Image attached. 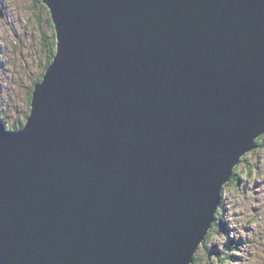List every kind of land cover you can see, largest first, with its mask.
Returning <instances> with one entry per match:
<instances>
[{
    "label": "water",
    "instance_id": "95a60500",
    "mask_svg": "<svg viewBox=\"0 0 264 264\" xmlns=\"http://www.w3.org/2000/svg\"><path fill=\"white\" fill-rule=\"evenodd\" d=\"M42 3L56 53L27 125L0 121V264H194L264 133V0Z\"/></svg>",
    "mask_w": 264,
    "mask_h": 264
},
{
    "label": "rangeland",
    "instance_id": "374dc122",
    "mask_svg": "<svg viewBox=\"0 0 264 264\" xmlns=\"http://www.w3.org/2000/svg\"><path fill=\"white\" fill-rule=\"evenodd\" d=\"M41 4L0 0V121L7 130L18 121L21 128L27 125L35 83L46 74L44 44L57 47L49 10ZM260 142L236 167L239 182L224 187L218 216L194 264H264V136Z\"/></svg>",
    "mask_w": 264,
    "mask_h": 264
},
{
    "label": "trees",
    "instance_id": "16d2710c",
    "mask_svg": "<svg viewBox=\"0 0 264 264\" xmlns=\"http://www.w3.org/2000/svg\"><path fill=\"white\" fill-rule=\"evenodd\" d=\"M37 2L38 3H41V0H37ZM42 5V4H41ZM42 9H47V7H45V5H42V6H40ZM42 12V11H41ZM51 21V19L49 18V22ZM44 46H45V49H46V51H43L45 54H47V57H48V62H47V64L45 65L46 67H48L49 65H50V63L53 61V58H54V55H55V53H56V48L54 47V45L51 47L50 45H47V44H44ZM56 46H57V42H56ZM42 80V79H41ZM39 82V81H38ZM36 84V83H35ZM34 90V89H33ZM33 90H31V94H32V92H33ZM30 94V95H31ZM23 124V122H21V121H18L17 123H16V125L14 126V127H12V128H10V129H8V131H17V130H21V129H23V128H21V125ZM21 128V129H20ZM262 138V137H261ZM261 142H260V138L258 139V141H257V144L259 145ZM262 146H263V144H262ZM235 174H236V176H235V178L231 181V183L233 184L234 182H239V180H238V170H235ZM237 178V179H236ZM235 184V183H234ZM218 216V212L216 213V217ZM208 238H209V236L207 237V239H206V241L208 240ZM232 247H234V248H236L237 249V245L236 244H234ZM231 248V247H230ZM198 259V257H197V255H196V258H195V262H196V260ZM194 262V263H195Z\"/></svg>",
    "mask_w": 264,
    "mask_h": 264
},
{
    "label": "bare ground",
    "instance_id": "6f19581e",
    "mask_svg": "<svg viewBox=\"0 0 264 264\" xmlns=\"http://www.w3.org/2000/svg\"><path fill=\"white\" fill-rule=\"evenodd\" d=\"M7 3H8V2H7ZM1 5H2V4H1ZM42 18H43V17H42ZM40 24H41V23H40ZM1 26H2V25H1ZM42 26H43V25H42ZM2 30H3V29H2ZM41 32H42V31H41ZM45 75H46V74H45ZM44 77H45V76H44ZM44 77H43V78H44ZM32 95H33V94H32ZM30 107H31V106H30ZM263 136H264V133L260 135V137H263ZM260 137H259V138H260ZM259 138H258V139H259ZM258 139H257V140H258ZM257 140L255 141V143H254V148H253L251 151H254L255 148L257 147V144H256ZM261 147H262V146H261ZM251 151H250V152H251ZM248 153H249V152H248ZM246 154H247V153H246ZM236 167H237V166H236ZM236 167H235V169H236ZM235 176H236V174H235ZM232 180H233V178H232ZM232 180H231V181H232ZM231 181H230V182H231ZM230 182H228V183L225 182L226 184L223 186V190H222V198H223L224 187H225L227 184H229ZM221 205H222V202H221ZM209 233H210V232H209ZM208 236H209V234H208ZM208 236H207V237H208ZM206 239H207V238H206ZM205 242H206V240L201 244V246H202ZM201 246H200V247H201ZM199 249H200V248H199ZM198 251H199V250H198ZM198 251H197V253H198ZM196 255H197V254H196Z\"/></svg>",
    "mask_w": 264,
    "mask_h": 264
},
{
    "label": "flooded vegetation",
    "instance_id": "af4514ba",
    "mask_svg": "<svg viewBox=\"0 0 264 264\" xmlns=\"http://www.w3.org/2000/svg\"><path fill=\"white\" fill-rule=\"evenodd\" d=\"M50 15V14H49ZM237 179V178H236Z\"/></svg>",
    "mask_w": 264,
    "mask_h": 264
}]
</instances>
